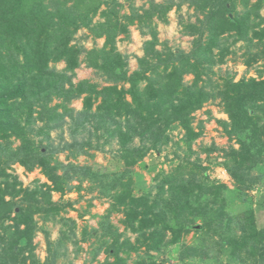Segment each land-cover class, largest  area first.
<instances>
[{
  "label": "trees",
  "instance_id": "1",
  "mask_svg": "<svg viewBox=\"0 0 264 264\" xmlns=\"http://www.w3.org/2000/svg\"><path fill=\"white\" fill-rule=\"evenodd\" d=\"M186 5L193 9L195 22L180 18L178 24L183 36L193 38L192 50L158 49L154 22L167 24L168 13ZM262 9L263 0H167L151 2L147 9L134 7L131 0H0V264H71L58 262L67 259V242L78 245L75 221L65 218L77 201L64 197L73 190L81 192L85 181L88 191H97L110 203L100 223L104 238L92 252L94 260L105 248L107 257L101 264H166L150 253L160 254L171 246L173 258L182 264L195 257L215 264H264V224L259 223L264 196L256 202L246 193L264 183ZM135 25L149 39L142 56L135 58L137 69L130 72L128 56L118 51L117 42L121 36L128 38L129 27ZM81 30L88 32L84 40L94 45L103 39L102 46L87 49L78 43ZM239 44L242 64L255 68L258 77L236 81L233 73L214 70L236 55ZM59 62L65 66L58 71L51 65ZM81 65L99 74L106 85L73 83ZM215 75L218 80H213ZM187 76L192 80L185 81ZM54 100L57 104L51 106ZM76 100H82L77 112L70 107ZM215 100L228 119L219 125L238 145L216 165L235 187L210 181L207 167L195 163L189 168L187 162L175 172L158 174L161 179L153 195L135 166L155 171L143 159L151 150L160 155L163 136L177 127L191 151L204 129L203 122L193 128L194 114ZM67 119L71 143L52 146L50 132L60 130L62 140ZM87 125H92L95 145L76 137L80 129L91 132ZM98 132L105 137L102 144ZM111 141L118 150L99 168L73 161L64 165L55 155L68 149V159L93 157L90 149L103 152ZM16 163L27 172L39 169L47 183L36 180L24 188L8 173ZM53 194L59 195L58 201ZM113 213L122 214L121 223L136 235L135 242L126 236L120 241L124 235L108 220ZM47 223L61 225L58 241L49 240ZM94 231L82 229V241ZM191 232L195 239L186 245L182 239ZM38 233L45 237L44 261L35 254ZM141 249L145 256L129 262Z\"/></svg>",
  "mask_w": 264,
  "mask_h": 264
},
{
  "label": "rangeland",
  "instance_id": "2",
  "mask_svg": "<svg viewBox=\"0 0 264 264\" xmlns=\"http://www.w3.org/2000/svg\"><path fill=\"white\" fill-rule=\"evenodd\" d=\"M167 0H131L134 4V7H144L147 9L151 2L155 3H164ZM179 1V0H175ZM251 2H255V0H251ZM242 10V6L240 2H237V11L240 12ZM125 12H128L125 9ZM261 14L264 15V0H263V9L261 10ZM168 23L163 24L160 22H154L156 25V29L158 31V40L159 44L157 46L158 49H164V47H169L173 50H181L185 53H189L193 48V38L185 37L181 33V26L178 24L180 18H182L185 22L191 21L195 22V18L193 15V9L189 8L187 5L182 6L181 9L176 10L175 8L168 13ZM98 20V19H95ZM129 37L124 38L123 36L118 38L117 49L120 53L125 56H128V64L129 70L132 72L137 69L136 57L142 56V48L143 43L149 39V37L143 36L140 33V30L137 26L129 27ZM88 34L86 30H81L76 35V41L78 43H82L85 48L90 49L94 46L100 47L103 44V39L97 40L95 45L91 40H84V37ZM240 46H235L236 55L232 58L229 57L225 64L216 67L214 70H221V73L231 72L234 74L235 80H239L241 78H249V77H258L257 71L255 68L247 69L243 64V57L241 50H236ZM51 66H55L56 70H61L64 68L65 63L59 62L57 64H52ZM260 68V67H257ZM219 76H213V80H218ZM81 80H89L92 83H97L100 86H105V82L92 69H87L83 65H81L78 69L75 70V76L73 79V83H77ZM192 80V76L185 77V81L189 82ZM218 100L211 101L207 103L203 109L196 112L194 114L193 120V128H198V123L203 122V135L192 144L191 151H189L186 146L182 143L181 138L183 136V131L177 127L176 129H172L167 131L163 136L160 146V155L156 154L155 151H149L150 157H146L143 159V163L147 165V167H151L152 164L155 166V171L149 172L144 170L141 165H137L134 168V172L141 174L143 176L144 187L152 190V194L155 195L156 192V184L160 181V177L157 178L158 174L163 172L164 174H169L171 172H175L176 167L179 165H187L191 168L197 164H201V167H207L206 175L210 181H216L217 183H225L230 189H233L234 181L230 177V175L221 167L216 165L217 163H222L226 159V155L229 154L231 148H238V145L234 141V139H230L224 134L222 127L219 125L218 121H227V116L224 115L221 111V108L217 105ZM57 104V101L54 100L51 103V106ZM97 104V103H96ZM71 108H74L75 111H79L82 108V100L73 101L70 105ZM95 108V105H94ZM71 124L70 119H67L63 128H62V140L59 137L60 130L51 131L49 134L50 142L52 146L61 148L63 144L61 143H71L72 141V133L73 131L69 129V125ZM37 126H41L40 123ZM86 129H89L91 134L93 133L92 125L85 126ZM87 130L78 131L77 139L79 142H90L92 145L96 144V136L94 134H90ZM96 135L101 136L102 139L99 141V144H102L105 137L103 133L98 132ZM41 139V137L36 138ZM139 139L134 142L135 146H138ZM37 143V142H36ZM18 143H16L17 145ZM43 144H46L44 142ZM19 145V144H18ZM133 145V146H134ZM103 152L97 151L96 149H90L88 152L93 157H88L84 155H80L77 159H68V155L70 154L68 149H65L62 153H56V158L59 162H62L64 165L73 161L79 165L87 164L91 166H106L110 157L114 154L115 151L118 150V145L116 141H111V144L105 145L103 147ZM205 150H213L210 154H207ZM8 173L17 176L18 180L22 183L23 187H32L33 183L38 180V184L47 183L46 179L40 174L39 169H35L32 172H27L20 165L13 164ZM136 182L138 177L134 176L133 178ZM73 186L77 185V182L73 180L71 183ZM89 190V182L85 181L82 184V191L77 192L75 190L69 192L64 200H72L77 201L74 204V210H67L65 214V218H71L75 221L76 229H75V240L78 242V245L74 244L73 241L67 242V259L64 257L58 260L59 263L70 261L71 264H101L107 257V254L104 252V249L99 253L96 259L93 260L92 252L104 238L102 230L100 229V223L104 222V217L107 214V210L109 208V201L103 198H100L97 191H88ZM253 201L258 202L260 198L264 196V183L258 184L252 190H248L246 192ZM54 201L59 200L58 194H53ZM256 205V203H255ZM79 214H83V217H80ZM261 216V215H260ZM39 217H36L38 220ZM109 223L115 226L118 229V232L122 233L124 236L120 239L122 241L124 237H129L131 242H135L136 235L132 234L130 231L125 230V225L121 223L123 220L122 214H115L109 216ZM259 223L264 224V217H259ZM39 224L41 222L39 221ZM60 228L61 225L51 223H47L46 229L49 231V240L56 242L60 239ZM86 228L87 232L91 230V233L94 231V234H91L90 237L87 238L86 241H82L81 238V230ZM90 233V232H89ZM167 240H169L170 235H167ZM195 239L194 233L191 232L186 234L183 237V242L186 245H190L193 243ZM34 244L37 245L35 250V254L41 261L47 256L45 237L42 233L36 234L34 238ZM80 247V251L78 250ZM174 246H171L167 250H163L162 253L156 254L155 252L150 253L151 255H158L159 261H164L166 264H182L179 261H176L173 257L176 255L174 253ZM144 250L141 249L139 253L131 254L129 262L135 261L139 256H145ZM112 257L109 258V262H112ZM200 260L195 258H191L188 262L189 264H215L208 262H199Z\"/></svg>",
  "mask_w": 264,
  "mask_h": 264
}]
</instances>
